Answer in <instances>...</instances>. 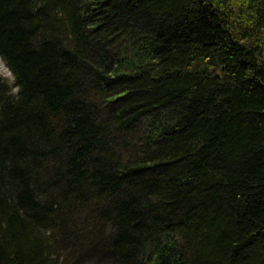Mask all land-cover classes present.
I'll list each match as a JSON object with an SVG mask.
<instances>
[{
  "label": "trees",
  "instance_id": "16d2710c",
  "mask_svg": "<svg viewBox=\"0 0 264 264\" xmlns=\"http://www.w3.org/2000/svg\"><path fill=\"white\" fill-rule=\"evenodd\" d=\"M0 57V264H264V0H0Z\"/></svg>",
  "mask_w": 264,
  "mask_h": 264
},
{
  "label": "rangeland",
  "instance_id": "374dc122",
  "mask_svg": "<svg viewBox=\"0 0 264 264\" xmlns=\"http://www.w3.org/2000/svg\"><path fill=\"white\" fill-rule=\"evenodd\" d=\"M0 75L2 77H4L5 79L8 80V82L11 84V86L14 85L15 82V78L13 73L6 67V65L4 64L3 60L0 58ZM16 92V90H15ZM94 212V214L99 217L100 216V212H97L95 209H92ZM92 213V212H91ZM84 218V217H82ZM84 221V220H83Z\"/></svg>",
  "mask_w": 264,
  "mask_h": 264
}]
</instances>
